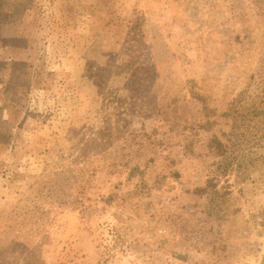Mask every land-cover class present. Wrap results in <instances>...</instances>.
Listing matches in <instances>:
<instances>
[{
	"label": "rangeland",
	"instance_id": "rangeland-1",
	"mask_svg": "<svg viewBox=\"0 0 264 264\" xmlns=\"http://www.w3.org/2000/svg\"><path fill=\"white\" fill-rule=\"evenodd\" d=\"M0 264H264V0H0Z\"/></svg>",
	"mask_w": 264,
	"mask_h": 264
},
{
	"label": "trees",
	"instance_id": "trees-1",
	"mask_svg": "<svg viewBox=\"0 0 264 264\" xmlns=\"http://www.w3.org/2000/svg\"><path fill=\"white\" fill-rule=\"evenodd\" d=\"M225 153L223 152V150H222V148H221V146H220V155H224ZM202 192V191H201Z\"/></svg>",
	"mask_w": 264,
	"mask_h": 264
}]
</instances>
